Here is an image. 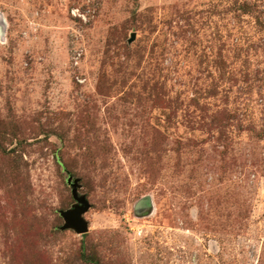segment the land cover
<instances>
[{
	"label": "rangeland",
	"instance_id": "obj_1",
	"mask_svg": "<svg viewBox=\"0 0 264 264\" xmlns=\"http://www.w3.org/2000/svg\"><path fill=\"white\" fill-rule=\"evenodd\" d=\"M0 264H264V0H0Z\"/></svg>",
	"mask_w": 264,
	"mask_h": 264
},
{
	"label": "water",
	"instance_id": "obj_2",
	"mask_svg": "<svg viewBox=\"0 0 264 264\" xmlns=\"http://www.w3.org/2000/svg\"><path fill=\"white\" fill-rule=\"evenodd\" d=\"M69 184L72 187L73 196L77 204L73 209L61 213L66 222L64 229L72 228L79 234H86L89 232V226L84 219V214L90 209V203L85 196L79 195V183L77 180L73 182V177H70Z\"/></svg>",
	"mask_w": 264,
	"mask_h": 264
}]
</instances>
